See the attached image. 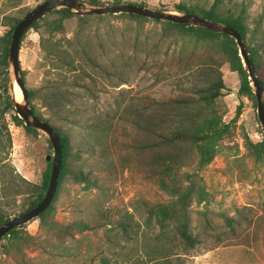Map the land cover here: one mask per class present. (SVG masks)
<instances>
[{"label":"rangeland","instance_id":"rangeland-1","mask_svg":"<svg viewBox=\"0 0 264 264\" xmlns=\"http://www.w3.org/2000/svg\"><path fill=\"white\" fill-rule=\"evenodd\" d=\"M42 1L0 0V53L14 19ZM78 1L85 9L91 7L85 0ZM100 1L102 6L114 2ZM121 1L180 13L177 4L208 7L213 0ZM222 8H243L245 46L248 54L249 49L259 54L264 80V0H223ZM78 16L74 11L63 18L46 16L39 29L27 30L19 43V73L27 92L60 77L66 79L71 103L64 111L41 108L38 98L32 103L54 127L70 136L73 150L82 151L80 160L70 158L66 164L90 175L89 182L75 181L69 172L59 176L52 209L44 221L24 223L22 231L33 240L23 247L25 259L29 264H264V146H259L264 130L251 82V94L239 93L242 78L236 69L237 55L247 72L235 40L187 36L164 20L128 13L105 14L100 19L88 15L82 23ZM51 23L48 28L46 24ZM54 26H59L56 36L61 48L70 53L76 49L71 38L80 29L82 42L103 66L101 70L84 66L90 77L81 81V87L71 85L75 72L64 67L52 70L44 57L39 32ZM212 70L220 72L224 88L210 109L225 123L235 116L239 104L240 114L206 164L198 166L193 152L187 165L171 175L183 187L192 178L203 191L199 200L193 192L187 205L189 230L198 243L185 248L174 231L181 214L174 202L176 195L163 188L158 177L145 173L148 156L138 148L143 136L137 122L143 114H185L187 109L174 101L197 99L193 86H202V79ZM3 71L0 65V206L11 218L34 199L24 190L13 194L12 183L23 178L31 185L39 184L46 163L51 162L45 157L53 149L45 133L28 132L13 121L14 112L7 103L17 101L14 85L18 84L10 64L7 78L2 77ZM20 94L18 102H23ZM198 108L194 104L193 110ZM150 207L169 211L164 229ZM52 222L55 228L48 225ZM77 223L90 228L81 229ZM13 254L7 241L1 240L0 264H19Z\"/></svg>","mask_w":264,"mask_h":264},{"label":"trees","instance_id":"trees-1","mask_svg":"<svg viewBox=\"0 0 264 264\" xmlns=\"http://www.w3.org/2000/svg\"><path fill=\"white\" fill-rule=\"evenodd\" d=\"M222 2L223 0H213L212 4H210L208 7L198 5L185 6L180 3L175 6V9L180 13L196 14L206 19L231 26L239 32L243 39H245V31L243 26L245 12L243 8L238 10H234L231 8L223 9ZM85 3L93 7L102 6V2L100 0H85ZM115 4L137 3L114 0V2L110 5ZM137 5L145 6L142 3H139ZM54 15L58 16L59 18H63L65 16L71 15V11L64 7L49 11L33 24H31L24 31L22 36L29 29L38 30L39 23L43 21L46 16ZM120 15H125V13H120ZM128 15L132 17L144 18L143 16L135 14ZM23 17L14 19V21L10 24L9 30L3 37L4 46L0 53V65L4 68L2 74L3 78H7L9 73L8 52L11 34L15 25ZM90 17L91 16L88 15L78 16V20L82 23ZM93 17L100 19L104 17V15H94ZM166 22L168 25L174 26L187 36L193 35L197 38L224 36L233 41V39L226 34H220L204 27L194 26L190 24L173 23L170 21ZM46 25L48 28L52 27V23ZM58 28L59 26H54L47 32H39V43L44 53V57L49 61L52 70H61L60 68L64 67L68 72H75V79L71 85L73 87H81V81L87 77H90L88 70L84 66L91 67V70H101L103 66L94 56H92V54L86 47L85 42H82L80 29L71 38V40L76 45V49H74L73 53H70L66 48L62 49L60 46V38H57L56 36V32L59 30ZM69 40L67 41L68 43L70 42ZM237 54L238 52L236 50V55ZM236 57L238 59L239 65V67L236 69L239 71L242 78L239 93L251 94L252 88L250 86V80H248V76L242 68L240 58L238 57V55ZM249 59L251 60L255 69V73L259 77L264 88V80L260 76L261 65L259 61V54L256 51L249 49ZM65 80L66 79H64L63 77H60V79H56L52 82H48L42 85L40 89H29L27 92V97L28 100L31 101L30 107L33 113L38 118L48 122L51 126L53 125L50 123L49 119L42 116L40 107L45 109L47 108L58 113L60 111H64V109L70 105L71 102L66 96L64 85ZM202 80V86L199 87L198 85H194L192 88V90L197 95V99L188 97L174 101L180 104L181 107L187 109L185 111V114H160L158 112L154 114H143V120H141L139 123L137 122V125L141 130L143 136V138L139 141L138 148L143 154H146L148 156L145 173L147 177H158L162 187L168 190L170 193L176 195L174 198V202L177 206L180 207L181 214L180 218H178V220L174 224V231L185 248H193L198 243V237L189 230L187 205L193 192H195V198L199 200L203 198V191L199 190L192 178H188L187 186L183 187L182 185H178L176 181L172 179L171 175L178 169L187 165V160L191 157V153L193 152L194 154H197L198 166L201 167L206 164L210 160L211 152L213 151L214 146L231 132V124L235 122L236 118L240 114L239 104L235 116L229 123H225L220 115L215 114L210 109V105L216 98L221 95V90L224 88L222 76L218 70L207 72L206 77ZM35 98H38L40 106L39 108H37L36 105L32 103ZM194 104H198L200 106V108H198V110L196 111L193 110ZM7 105L8 109L14 112L13 121L15 122V124L24 125L23 120L17 115L12 101L9 100ZM59 118L71 123L74 122L73 119L69 116H62ZM24 128L28 132H38L36 129L30 126L24 125ZM53 128L59 135L62 148V164L59 176L62 177L64 173L69 172L71 177L75 181L89 182V173L83 172L81 168L75 167L74 165L72 166V164L71 166L66 164L68 159L70 158L74 160H80V152L82 151L80 149H77L76 151L73 150L70 136L66 135L64 132L60 131L54 126ZM259 146H264V137ZM51 164V162L46 163V169L42 174L39 184L31 185L30 183L25 182L23 178H20L19 182L14 181L12 183L13 194L19 195L24 190L29 193L30 197H34V199L31 198V200H29L27 208L22 212L33 208L43 198L49 184ZM165 178L171 179L168 182L165 180ZM52 201L43 212H41L37 217L33 219H37L40 222L44 221L43 219L49 214L52 209ZM149 212L155 217L158 226L161 229H164L167 225L166 221L169 217V211L162 209L161 207H150ZM9 219L10 217L5 214L4 210H2L0 206V226L7 222ZM48 225L53 228L56 227V224L54 222ZM77 225L81 229L90 228V226L85 223H77ZM23 227L24 224L14 227L10 231H8L1 238V240L7 241V247L9 248V250L13 251V255L17 258V262L19 264H29L25 259L23 247H25V244L30 243L33 240L25 233V231H22ZM103 264H107V262L103 261Z\"/></svg>","mask_w":264,"mask_h":264},{"label":"water","instance_id":"water-1","mask_svg":"<svg viewBox=\"0 0 264 264\" xmlns=\"http://www.w3.org/2000/svg\"><path fill=\"white\" fill-rule=\"evenodd\" d=\"M61 7L67 8L71 12L74 11L76 14L81 16L117 13L135 14L151 19L204 27L209 30L230 36L236 42L239 55L242 58L244 67L248 75V79L251 82L256 101L257 118L264 130V88L260 79L255 73V69L251 60L249 59V54L246 49L244 39L235 28L220 22L206 19L196 14L173 13L159 9H152L137 4H115L98 7L91 6L88 9H85L84 4L78 0H44L29 12H27L25 16L15 25L11 34L8 62L11 66V71L14 79L22 92L23 102H18L13 99V105L17 115L23 120L25 126H30L45 133L52 146L53 154H48L45 157L47 161L51 160L52 163L49 184L46 193L36 206L16 216L11 217L7 222L0 226V240L8 231L13 229L14 227L28 222L29 220L37 217L41 212H43L51 203L57 188L60 168L62 164L61 142L59 139V135L53 128V126H51L48 122L38 118L33 113L30 107V103L27 97V91L24 87L23 80L20 77L19 73L20 64L18 51L20 39L24 31L49 11Z\"/></svg>","mask_w":264,"mask_h":264},{"label":"bare ground","instance_id":"bare-ground-1","mask_svg":"<svg viewBox=\"0 0 264 264\" xmlns=\"http://www.w3.org/2000/svg\"><path fill=\"white\" fill-rule=\"evenodd\" d=\"M20 87L18 85H14V92H15V99L17 101H20L21 100V94H20Z\"/></svg>","mask_w":264,"mask_h":264}]
</instances>
